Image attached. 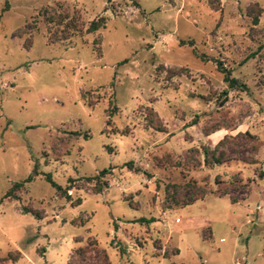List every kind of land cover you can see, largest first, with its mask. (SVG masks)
Listing matches in <instances>:
<instances>
[{
	"label": "rangeland",
	"instance_id": "obj_1",
	"mask_svg": "<svg viewBox=\"0 0 264 264\" xmlns=\"http://www.w3.org/2000/svg\"><path fill=\"white\" fill-rule=\"evenodd\" d=\"M2 263L264 264V0H0Z\"/></svg>",
	"mask_w": 264,
	"mask_h": 264
},
{
	"label": "trees",
	"instance_id": "obj_2",
	"mask_svg": "<svg viewBox=\"0 0 264 264\" xmlns=\"http://www.w3.org/2000/svg\"><path fill=\"white\" fill-rule=\"evenodd\" d=\"M46 19H47V20H51V21L54 20L53 17L51 18V16H47ZM63 19H64V18H63ZM63 19H61V15H58L56 20H57L58 22H60V21L63 20ZM253 20H254V22H257V20H258V15H255ZM104 24H105V17H104L103 15H100V16L97 17L96 19H93V20L90 21V23H89V25H88V27H87V31H88V32H94V31H97V30H98L99 28H101ZM217 68H218L219 71H221V72L224 74V76H223L224 81L227 82V84H228L229 87L234 88V87H237V86H241V84L238 82L237 78L233 77V76L231 75V72H230L229 70L223 68L222 65H221V62H219V61H217ZM223 93H224V92H223ZM224 98H226V97H224ZM110 111H111V110H110ZM111 113H113V110H112V112H110L108 115H110ZM150 114H152V111L150 112ZM157 128H159L158 130H163L162 127H161L160 125H158ZM214 131H216V129H215ZM223 157H224V153H223V152H220L218 155H214V154H212V155H211V162H212V163H215V164H220V163L223 162ZM127 166H128V167H131V162H128V163H127ZM106 172H109V169H103V170H101L97 175H94V176H87V177H86V179H87L88 181H90V180H94V181H95V184H96V186H97V187H96V193H99V192L101 191V189H102V185H104V186L106 185V186H107V182H106V181H100V180H101V177H102ZM35 174H36V173H35ZM31 178H32V177L29 176L25 181H29ZM47 178H48V179L50 180V182L56 187L57 191H58L61 195L65 196L67 199L70 198L69 195L67 194V190H69V189L71 188V185H67V187H62V186H60V185H57L54 181H52L51 178H50V175H48ZM69 180H71V179H69ZM22 185H23V183H21V182H15L14 184H12L11 188L7 191V193H6L4 196H5V197L9 196V195H10V192H11L13 189H18V188L21 187ZM176 186H177V185H174V184H171V185L168 184V186H167L168 188L166 189V191L168 192V190H169L171 187H174V189H172L171 192H169L168 197H167L168 200H169V198H170V200H172V201H171V204H178V196H177L176 193H175V188H176ZM195 200H196L195 198H191V199H188V200H184V201L182 202V204H183V206H184V205H187V204H190V203L194 202ZM78 202H80L79 199H78ZM29 211H31L32 213H34L36 217L40 218V215L37 214L36 212H33L32 209H27V208L24 207V212H29ZM81 250H82V249H80V248L77 249L78 252L80 251V252L82 253ZM80 252H79V253H80ZM19 257H20V252L17 250V251H15V252L9 253V254L7 255V257L2 258V262H3V261H6V260H10V261H12V262H15ZM105 258H106V257H105ZM106 259H107V258H106ZM2 264H4V263H2Z\"/></svg>",
	"mask_w": 264,
	"mask_h": 264
}]
</instances>
